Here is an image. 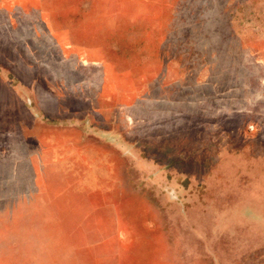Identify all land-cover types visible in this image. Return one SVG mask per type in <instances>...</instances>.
I'll return each mask as SVG.
<instances>
[{
  "label": "rangeland",
  "instance_id": "1",
  "mask_svg": "<svg viewBox=\"0 0 264 264\" xmlns=\"http://www.w3.org/2000/svg\"><path fill=\"white\" fill-rule=\"evenodd\" d=\"M0 112V264H264V0H0Z\"/></svg>",
  "mask_w": 264,
  "mask_h": 264
},
{
  "label": "crops",
  "instance_id": "2",
  "mask_svg": "<svg viewBox=\"0 0 264 264\" xmlns=\"http://www.w3.org/2000/svg\"><path fill=\"white\" fill-rule=\"evenodd\" d=\"M4 82H5V83H8L7 78H6V80H4ZM16 88H17V90H18L17 85H16ZM15 94H17V92H16ZM1 96H2V95H1ZM4 96H6V95H4ZM21 96H22V95H21ZM6 97H7V96H6ZM0 114H1V112H0Z\"/></svg>",
  "mask_w": 264,
  "mask_h": 264
}]
</instances>
